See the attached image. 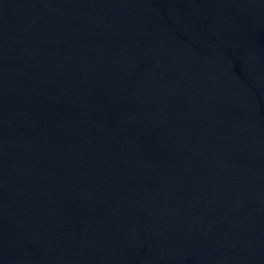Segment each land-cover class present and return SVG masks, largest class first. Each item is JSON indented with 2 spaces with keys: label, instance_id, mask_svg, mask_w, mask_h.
<instances>
[{
  "label": "water",
  "instance_id": "95a60500",
  "mask_svg": "<svg viewBox=\"0 0 264 264\" xmlns=\"http://www.w3.org/2000/svg\"><path fill=\"white\" fill-rule=\"evenodd\" d=\"M0 264H264V0H0Z\"/></svg>",
  "mask_w": 264,
  "mask_h": 264
}]
</instances>
